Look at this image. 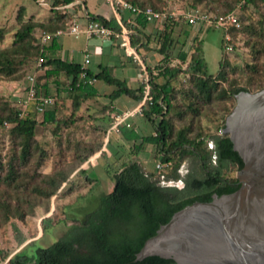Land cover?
Instances as JSON below:
<instances>
[{"label":"trees","instance_id":"1","mask_svg":"<svg viewBox=\"0 0 264 264\" xmlns=\"http://www.w3.org/2000/svg\"><path fill=\"white\" fill-rule=\"evenodd\" d=\"M76 1L78 0H44L46 4L49 2L48 8L53 15L42 24L32 21L22 23L14 33L11 46L0 49V75L15 80L16 62L21 65L35 57L37 61L42 59L40 67L48 68L45 71L46 77L54 79L57 76H63L69 81L67 92L72 100L74 112L79 110L84 101L98 95L93 84L98 81L114 87L109 94L112 102L121 96H128L136 103H140L144 96V82L133 89L128 86L126 80L112 75L108 66H100L97 72H93L83 68L81 63L62 59L57 55L58 37L53 38L49 45H41L38 42L33 44L32 32L36 27L43 28V32L54 33L58 29L53 27L64 23L65 15L70 10L75 8L77 11L79 7L86 10L84 0L83 5L75 3ZM125 1L140 9L151 8L156 12H163L161 8L148 0ZM201 2L202 0H194L192 10L205 13L197 7ZM242 2L244 9L249 5L257 6L258 2L264 5V0H242ZM232 12L238 15L234 6L230 5L227 10L214 16L221 17ZM17 18H21L20 13ZM85 18L87 22L95 21L115 33L120 32V26L113 18L106 19L101 15H92L88 12H85ZM73 21L74 19L65 25ZM173 21L174 18L167 17L162 31L156 37L160 40L158 48V53L162 55L160 64L154 68L144 64L148 74L149 93L148 99L142 105V116L152 124L153 132L144 135L133 128L125 126L119 128L122 139L133 142L135 153L144 144L154 146L156 157H159L160 163L167 170L147 173L137 159H127L113 171L108 169L113 188L109 193H103L100 196L96 209L87 213L81 220H71L73 223L49 247H37L30 253L22 251L11 257H8L0 248V258L8 257L6 264H176L172 259L159 256H149L136 262L134 259L144 242L155 235L159 227L166 224L175 212L193 202H209L213 195L230 194L239 188L238 179L227 173L231 169L241 170L243 161L233 150L228 135L220 133L224 129L225 118L232 108L229 107L225 115L221 117V122L214 134H204L203 130L199 129L194 135H190L191 126L184 125L174 135L171 117L180 118L183 114L177 108L178 96L186 100L188 111L195 115L198 112L195 102L209 104L213 100L235 101V96L239 92H253L247 85L238 86L234 82H229L225 87L222 86L221 82L227 81L222 70H219L216 75L208 74L201 39H194L187 61L184 55L179 57V64H171L169 48L173 45L171 39L172 25L175 24ZM121 22L124 27L133 30L130 35V44L138 55L141 48L150 47L154 38L146 33L148 22L143 16L134 17L131 23L123 21L121 17ZM240 30L256 37H264V17L258 21L257 26L249 24L242 27L240 23L238 29L229 28L227 32ZM184 35H188V31H184ZM231 46L234 47V43ZM255 53L258 54L259 50ZM226 55L223 49L219 67L228 64ZM142 61L145 63L144 58ZM246 67L251 70L256 69V65L246 64ZM82 74H84L83 77ZM180 75L187 79V89L176 87ZM89 80L93 81L92 84L88 83ZM53 82L60 86L57 79ZM37 88L43 96H50L47 83L37 85ZM262 88L264 84H259L255 91ZM56 101L57 99L54 98L53 105L43 112L40 124L57 122L59 109ZM31 107L36 113L34 105ZM111 110L114 111L115 108ZM18 112L17 109L13 110L7 101H0V128L11 125L10 134L19 139L20 148L18 155H15L7 165L0 159V192H3V186L4 190L18 188L19 169L21 165L26 164L31 155L35 128L38 124L31 110L25 117H19ZM108 126L104 130L106 135ZM186 161L188 167L186 173L182 175L180 169ZM66 181V177H61L59 183H56L57 187ZM177 181L183 183L181 188L166 185L167 182ZM54 194V192L49 193L48 197ZM10 199V191L0 195L2 223L9 222L10 217L22 218L25 215L22 207L19 204L12 205ZM42 226L44 229L48 228L50 219H43ZM13 227L18 233V244H23L24 237L15 225Z\"/></svg>","mask_w":264,"mask_h":264},{"label":"rangeland","instance_id":"2","mask_svg":"<svg viewBox=\"0 0 264 264\" xmlns=\"http://www.w3.org/2000/svg\"><path fill=\"white\" fill-rule=\"evenodd\" d=\"M148 1L161 8L162 13L167 14V17L170 13L178 15L171 16L175 23L172 25L171 33L173 45L169 48L171 64H179V57L184 55L187 61L192 51V43L197 38L201 39L203 43L208 74L216 75L219 70L225 73L227 81L220 80L222 86L225 87L229 82H234L238 86L247 85L250 91L256 92L257 86L264 84V37H256L248 32H243V30L227 32L206 24L189 25L179 15L192 10L191 6L194 0ZM48 3L41 0H0V49L11 46L14 33L22 23L32 21L42 24L48 17H51L53 13L48 8ZM242 4V0H202L197 7L213 18L214 15L224 12L232 5L235 12L238 13L236 17L239 16L242 27L249 24L257 26L258 21L264 17V5L258 2L257 6L249 5L244 9ZM85 5L87 11L94 14L98 7H106L108 4L106 0H85ZM18 13L21 16L20 19L17 18ZM78 14L82 18L77 20L76 24L82 30L86 18L80 7L77 8V11L75 8L70 10L65 15L64 23L53 28L64 30L65 24L78 18ZM164 22L165 20L148 23L145 29L146 33L151 34L154 38L150 44V47L153 48H141L139 55L141 59H143L142 55H148L152 61L156 60L153 62L154 64L149 62L151 68L160 64L162 59V55L158 53L160 40H157L156 37L162 31ZM130 31L132 34L133 30L130 29ZM184 31H188V35L185 36ZM41 32H43L41 27L34 29L32 32L33 44L38 42L37 39ZM225 35H228L230 45L234 43V47L230 51L224 48ZM58 40L62 47L58 56L76 63L81 62V50L86 44L94 45L97 49L103 45L99 39H87L84 34H80L78 37L62 35L58 37ZM114 43L122 52L124 51L117 41ZM223 49L227 54L228 64L219 67ZM62 50L65 55H62ZM257 50H259L258 54L255 53ZM71 54L72 57H70ZM103 61L104 63H115L110 54L105 55ZM125 62V74L120 66H113L110 67L112 75L128 80L127 75L131 73L133 77L132 58L126 56ZM38 63L39 61L35 57L21 65L16 62L15 80L0 75V101H7L13 110L23 108V100L26 98L24 87L29 75L36 76V84L39 86L47 83L49 95L57 99L56 106L59 109L55 124H40L42 114L34 113L31 105L28 107V111L31 110V114L38 123L35 128L31 155L26 164L20 166L18 188L4 190L3 186V192H0L1 195L5 191H10V203L12 205L19 204L25 212L22 218L10 217L9 222L4 223H2L3 216H0V248L8 257L22 251L30 253L37 247H49L73 223L71 220H81L87 213L96 209L100 196L103 193H109L113 188V181L108 174V169L113 171L125 160L137 159L147 173H156L158 170L155 165L160 163L159 157H156L154 146L144 144L135 153L133 142L123 140L119 132L104 134L105 127L111 124L112 116L115 113L133 108L135 103L132 98L121 96L112 102L109 94L114 90V87L101 81L93 82L98 95L84 101L79 110L74 112L72 100L67 92L69 81L63 76H57L54 78L60 82V86H57L53 82V78L45 76V71L48 68L39 67ZM143 64H146V61ZM246 64L256 65V69L251 70L246 67ZM88 67L93 72L99 70L94 56H91V63ZM135 68H138L139 75V66L137 65ZM185 79L180 75L176 87L187 89L188 83ZM141 82L143 79L138 76L136 88ZM130 85L133 88V82ZM195 103L198 112L193 115L186 107V100L181 96L177 97V108L183 114L180 118L171 117L174 135L184 125L191 126L190 135H194L199 129H202L204 134H214L221 122V117L225 115L229 107H234L235 101L213 100L209 104H203L201 101ZM113 107L114 111L111 110ZM141 116L137 115L134 118ZM132 121L133 119L130 121V128H132ZM145 121L146 130H141V133L150 134L153 132V126L146 119ZM10 128L11 125L0 128V159L5 165L20 151L19 139L10 134ZM187 167V161L183 162L180 169L182 175L186 173ZM166 170L164 168V171ZM236 172L231 169L227 174L235 176ZM61 177H66L67 181L57 187L56 183H59ZM166 185L181 188L183 183L181 181L167 182ZM52 192L55 194L48 197ZM46 218L50 219V226L44 229L42 220ZM13 225L25 239L21 245L17 242L18 233ZM7 258H0V264H6Z\"/></svg>","mask_w":264,"mask_h":264},{"label":"water","instance_id":"3","mask_svg":"<svg viewBox=\"0 0 264 264\" xmlns=\"http://www.w3.org/2000/svg\"><path fill=\"white\" fill-rule=\"evenodd\" d=\"M222 133L243 161L239 188L175 212L134 262L159 256L176 264H264V88L235 96Z\"/></svg>","mask_w":264,"mask_h":264},{"label":"built area","instance_id":"4","mask_svg":"<svg viewBox=\"0 0 264 264\" xmlns=\"http://www.w3.org/2000/svg\"><path fill=\"white\" fill-rule=\"evenodd\" d=\"M44 2V0H41ZM110 5L112 11L114 13H118V11H126L132 15V17L143 16L148 23H152L155 21L166 20L167 14L162 12H156L151 8L140 9L132 6L125 0H106ZM178 16L174 13H170L169 17ZM182 19L188 23L189 25H204L206 24L209 27H213L215 29H222L227 31L229 28L238 29L240 27V22L237 19L236 15L232 13H228L221 17H213L211 18L206 13H203L198 10H190L187 12L180 13L179 15ZM128 23H131L129 21ZM120 26V32L115 33L110 28L105 27L104 25L90 21L87 22L85 27L81 30L79 26L76 24L74 20L71 24L67 25L64 30H57L54 33L41 32L38 36V43L41 45H47L50 41L62 35H70L74 37H78L80 34H84L87 39L97 38L100 41H118V45L124 50L127 56L131 57L133 62L139 66V77H142L143 82L145 83L144 96L142 101L135 106L134 108L124 110L122 112H117L112 116L111 124L107 129V135L112 132H119V128L121 126H125L126 128L131 127V120L137 116L142 115V105L145 100L148 99L149 86H148V74L143 64L141 57L136 52L135 48H133L130 44V35L131 31L124 27L121 23H118ZM225 44L224 48L227 51L232 49V46L229 44L228 35L224 36ZM38 66L40 67L42 59L38 60ZM90 64L89 54L85 53L83 56L82 67L87 68ZM84 74H82V77ZM93 81L89 80L88 83L92 84ZM24 91L26 94V98L23 100V108L18 110L19 117H25L28 114V107L30 105H34V109L36 113L43 114V112L54 103V97L52 96H43L40 90L37 88L36 84V76L29 75L26 78V86L24 87ZM222 133V130L220 131ZM155 168L158 171L164 170V165L161 163H156Z\"/></svg>","mask_w":264,"mask_h":264},{"label":"crops","instance_id":"5","mask_svg":"<svg viewBox=\"0 0 264 264\" xmlns=\"http://www.w3.org/2000/svg\"><path fill=\"white\" fill-rule=\"evenodd\" d=\"M75 3H81L82 4L83 3V0H78ZM83 11H84V14H85V12L86 13L88 12L87 11V8H86V10L84 9ZM92 15H101V16L105 17L106 19H112L113 18L118 23H121V24H122L121 17H122L123 21H125V22H129V21L132 22L133 21L132 15L130 13H128L126 11H121L119 13H114L112 11V9H111V7H110L109 4L106 7H102V6L101 7H98L96 9V11L94 12V14H92ZM81 18L82 17L80 16V14H78V18L75 19L76 22H77V20H79ZM86 24H87V20L84 21L83 28L85 27ZM101 42H102L103 45H101L99 47V49H97L94 45L91 46V45L86 44L85 47L81 50V53H82V60H81V62L83 61L84 54L85 53H88L89 54V58H90V63H91V56H94L96 58L98 67H100V66H108V67H113V66H116L117 67V66H120V69L123 70V72H124L126 70V62H125L126 56H127L126 53L124 51H123L124 52L123 53L122 50H120V48H118V46L115 45L114 41H104V42L101 41ZM58 44H59V50L57 51V55H58V53L62 49L59 40H58ZM63 54L65 55V53L62 50V55ZM107 54H110L111 56H113V59L115 60L114 62L116 64L115 63L113 64V63H110V62L104 63L103 60H104L105 55L107 56ZM70 57H72V54L70 55ZM61 58L63 59V57H61ZM142 58H144V60L146 61V64L147 65H149V62L150 63H153V62L156 61V60L152 61L148 55H142ZM81 62H78V63H81ZM136 66H137L136 63L133 62V77H132V74L130 73V74L127 75L128 76V80L126 78H120V79L126 80L128 86H131L130 83L133 82V89L136 88L135 85H136V83L138 81V76H139L138 75V68H135ZM88 69H90V68L88 67ZM124 74H125V72H124ZM134 103L135 104L133 105V108L139 104V103H136L135 101H134ZM132 128L134 130H136L138 133L142 134L141 133V130H143V131L146 130V121H145V118L143 116L133 118Z\"/></svg>","mask_w":264,"mask_h":264}]
</instances>
